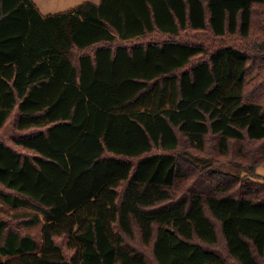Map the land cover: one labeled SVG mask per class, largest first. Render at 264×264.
Returning <instances> with one entry per match:
<instances>
[{
  "label": "trees",
  "instance_id": "1",
  "mask_svg": "<svg viewBox=\"0 0 264 264\" xmlns=\"http://www.w3.org/2000/svg\"><path fill=\"white\" fill-rule=\"evenodd\" d=\"M11 129L0 264H264V0H0Z\"/></svg>",
  "mask_w": 264,
  "mask_h": 264
},
{
  "label": "rangeland",
  "instance_id": "2",
  "mask_svg": "<svg viewBox=\"0 0 264 264\" xmlns=\"http://www.w3.org/2000/svg\"><path fill=\"white\" fill-rule=\"evenodd\" d=\"M35 4L37 5L38 9L43 15H50V14H56V13H62L69 11L83 3L86 2H92L95 4H100L102 0H33ZM16 138V134L14 133V130H10L9 132H4L0 135V141L6 142L9 146L13 145V141ZM247 162H252L253 159L251 156H247L246 158ZM253 174L257 175V178L255 179L257 184H260L258 186L264 185V166H260L253 170ZM256 173V174H255ZM248 171H244L243 173L240 172L239 175H237L234 179V182H239V180L248 179L249 176ZM239 178V179H238ZM252 188L258 189L256 185H252ZM6 210L9 212L10 215H15L18 213H32L34 212L32 209H12L8 206L5 207ZM41 220H43V216L39 213ZM23 231L31 236H33L36 240L41 241L42 240V224H39L34 227H23ZM68 256L72 257L74 256V252L67 250Z\"/></svg>",
  "mask_w": 264,
  "mask_h": 264
},
{
  "label": "crops",
  "instance_id": "3",
  "mask_svg": "<svg viewBox=\"0 0 264 264\" xmlns=\"http://www.w3.org/2000/svg\"><path fill=\"white\" fill-rule=\"evenodd\" d=\"M34 2V1H33ZM35 3V2H34Z\"/></svg>",
  "mask_w": 264,
  "mask_h": 264
}]
</instances>
